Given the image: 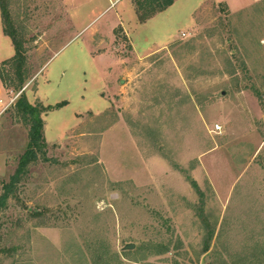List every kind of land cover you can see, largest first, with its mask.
Listing matches in <instances>:
<instances>
[{
  "label": "rangeland",
  "instance_id": "374dc122",
  "mask_svg": "<svg viewBox=\"0 0 264 264\" xmlns=\"http://www.w3.org/2000/svg\"><path fill=\"white\" fill-rule=\"evenodd\" d=\"M4 2L0 192L28 146L22 91L46 147L0 211V264H264V0L142 23L126 0Z\"/></svg>",
  "mask_w": 264,
  "mask_h": 264
},
{
  "label": "trees",
  "instance_id": "16d2710c",
  "mask_svg": "<svg viewBox=\"0 0 264 264\" xmlns=\"http://www.w3.org/2000/svg\"><path fill=\"white\" fill-rule=\"evenodd\" d=\"M174 1L175 0H132L133 4L135 5V9L138 14V20L140 23L145 22L155 13L164 10ZM0 13L3 18V22L10 24L11 19L9 18V12L4 0H0ZM3 31L5 34L10 36L14 46V55L9 61H14V64H16V76L18 78L17 89L20 90V88L24 84L22 71V66H24L25 58L24 52L21 49L20 42L15 33L11 29H8L6 25H4ZM66 103L67 101L64 100L56 103L55 105H48L47 108L51 109L53 107H59ZM16 107L22 114V118L24 119V121L28 124V146L21 155L18 161V165L15 171L9 177V180L2 184V191L0 192V211L3 207L6 206L7 200L16 190V186L19 183L21 176L26 171L28 165L31 162L37 160L39 154L44 155V149L46 147V142L43 135V119L41 117V113L43 112L45 107L39 104H31L26 99L23 91L20 93V96L16 102ZM187 178L189 179L191 186L202 196L203 193L200 190L196 180H194L190 176H188Z\"/></svg>",
  "mask_w": 264,
  "mask_h": 264
},
{
  "label": "crops",
  "instance_id": "0c3cea01",
  "mask_svg": "<svg viewBox=\"0 0 264 264\" xmlns=\"http://www.w3.org/2000/svg\"><path fill=\"white\" fill-rule=\"evenodd\" d=\"M119 1H120V0H119ZM119 1H118V2H119ZM126 2H127V4H131L132 7H133L134 10H135V5L133 4L132 0H126ZM115 5H116V4H115ZM115 5H114V6H115ZM109 7H113V6H110V3H109L108 8H109ZM116 17H117V19H118L119 21L121 20V16H120L119 14H117Z\"/></svg>",
  "mask_w": 264,
  "mask_h": 264
},
{
  "label": "built area",
  "instance_id": "2783aa9c",
  "mask_svg": "<svg viewBox=\"0 0 264 264\" xmlns=\"http://www.w3.org/2000/svg\"><path fill=\"white\" fill-rule=\"evenodd\" d=\"M119 0H109L110 6H114ZM218 127V125H217Z\"/></svg>",
  "mask_w": 264,
  "mask_h": 264
},
{
  "label": "water",
  "instance_id": "95a60500",
  "mask_svg": "<svg viewBox=\"0 0 264 264\" xmlns=\"http://www.w3.org/2000/svg\"><path fill=\"white\" fill-rule=\"evenodd\" d=\"M133 246H134V245H133L132 243H128V244L125 245V248L130 249V248H132Z\"/></svg>",
  "mask_w": 264,
  "mask_h": 264
}]
</instances>
